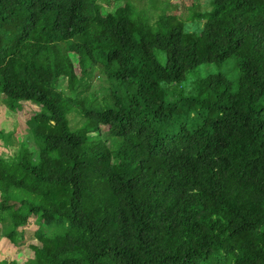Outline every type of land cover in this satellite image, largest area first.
<instances>
[{"label": "trees", "instance_id": "16d2710c", "mask_svg": "<svg viewBox=\"0 0 264 264\" xmlns=\"http://www.w3.org/2000/svg\"><path fill=\"white\" fill-rule=\"evenodd\" d=\"M208 1L192 29L131 2L0 0L3 103L40 107L34 145L0 156V224L18 244L37 218L41 243L0 264H264V0ZM97 68L109 93L82 97Z\"/></svg>", "mask_w": 264, "mask_h": 264}, {"label": "rangeland", "instance_id": "374dc122", "mask_svg": "<svg viewBox=\"0 0 264 264\" xmlns=\"http://www.w3.org/2000/svg\"><path fill=\"white\" fill-rule=\"evenodd\" d=\"M127 2H131V4L136 6L141 12H147L151 17L152 23H154L159 16L165 14L167 16H176L182 22H185L187 27L192 29L199 26V23L194 22V20H198L199 15L211 7L208 0H100V3L107 11H112L118 4L120 5ZM213 67L215 66H210L209 69ZM223 71L232 79L234 78L232 72H236V70L235 68H232L230 64L225 65ZM194 74L196 73H191L190 78H199L198 75ZM86 79L89 84L81 88L82 97L94 93L99 96V99H102L104 94L109 93L108 81L100 68L95 69ZM61 83L66 85L67 79H63ZM171 88L172 92L169 94L170 100L186 95L190 91V89L182 88L177 84L172 85ZM121 92L131 94L133 90L123 86ZM21 105L23 107L22 113H19L18 111L13 112L5 106L2 95L0 94V131L3 130V133L7 135L13 133L14 138V143L11 145H6L4 140L0 139V156L7 158L15 155L19 149V138H29L30 128L27 124V120L36 110L40 109V107L33 102H22ZM263 105L264 99L260 106ZM70 119L72 120L74 127L82 126L83 119L76 113H71ZM28 140L34 145L31 137ZM37 227L38 219L32 218L25 227L20 228L19 231L21 236L19 237V243L14 244L4 236L3 228L0 224V261L17 260L24 263L32 258L34 256L32 246L41 245L35 234Z\"/></svg>", "mask_w": 264, "mask_h": 264}]
</instances>
